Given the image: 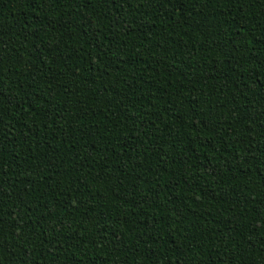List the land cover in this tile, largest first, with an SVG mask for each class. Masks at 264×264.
Wrapping results in <instances>:
<instances>
[{"label":"trees","instance_id":"1","mask_svg":"<svg viewBox=\"0 0 264 264\" xmlns=\"http://www.w3.org/2000/svg\"><path fill=\"white\" fill-rule=\"evenodd\" d=\"M0 264H264V0H0Z\"/></svg>","mask_w":264,"mask_h":264}]
</instances>
